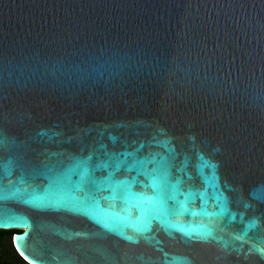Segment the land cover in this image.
Wrapping results in <instances>:
<instances>
[{
	"label": "water",
	"instance_id": "95a60500",
	"mask_svg": "<svg viewBox=\"0 0 264 264\" xmlns=\"http://www.w3.org/2000/svg\"><path fill=\"white\" fill-rule=\"evenodd\" d=\"M0 229L31 264H264V0H0Z\"/></svg>",
	"mask_w": 264,
	"mask_h": 264
},
{
	"label": "trees",
	"instance_id": "16d2710c",
	"mask_svg": "<svg viewBox=\"0 0 264 264\" xmlns=\"http://www.w3.org/2000/svg\"><path fill=\"white\" fill-rule=\"evenodd\" d=\"M15 231L0 229V264H31L18 253L13 244Z\"/></svg>",
	"mask_w": 264,
	"mask_h": 264
}]
</instances>
